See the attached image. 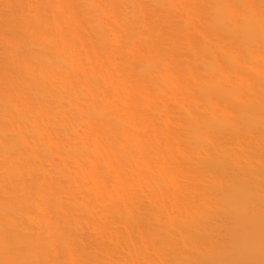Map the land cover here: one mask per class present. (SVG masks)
<instances>
[{
  "label": "bare ground",
  "instance_id": "6f19581e",
  "mask_svg": "<svg viewBox=\"0 0 264 264\" xmlns=\"http://www.w3.org/2000/svg\"><path fill=\"white\" fill-rule=\"evenodd\" d=\"M0 264H264V0H0Z\"/></svg>",
  "mask_w": 264,
  "mask_h": 264
}]
</instances>
